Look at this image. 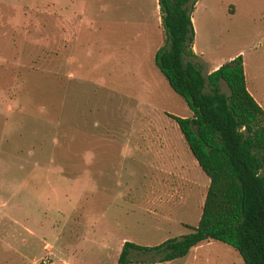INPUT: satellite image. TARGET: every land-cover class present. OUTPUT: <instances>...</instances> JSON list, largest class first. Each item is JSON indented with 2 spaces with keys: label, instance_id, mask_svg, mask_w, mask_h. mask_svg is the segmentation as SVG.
Segmentation results:
<instances>
[{
  "label": "rangeland",
  "instance_id": "374dc122",
  "mask_svg": "<svg viewBox=\"0 0 264 264\" xmlns=\"http://www.w3.org/2000/svg\"><path fill=\"white\" fill-rule=\"evenodd\" d=\"M191 19L201 73L240 55L264 112V0H196ZM161 43L156 0H0V264H118L123 241L195 226L207 178L166 116L190 111ZM153 264L243 262L208 240Z\"/></svg>",
  "mask_w": 264,
  "mask_h": 264
},
{
  "label": "trees",
  "instance_id": "16d2710c",
  "mask_svg": "<svg viewBox=\"0 0 264 264\" xmlns=\"http://www.w3.org/2000/svg\"><path fill=\"white\" fill-rule=\"evenodd\" d=\"M195 2L156 0L162 43L153 63L190 111L188 117L166 116L208 179L200 214L195 226H187L191 231L156 245L123 241L118 264L170 261L208 240L230 246L243 264H264V112L245 88L240 55L205 75L193 61Z\"/></svg>",
  "mask_w": 264,
  "mask_h": 264
},
{
  "label": "crops",
  "instance_id": "0c3cea01",
  "mask_svg": "<svg viewBox=\"0 0 264 264\" xmlns=\"http://www.w3.org/2000/svg\"><path fill=\"white\" fill-rule=\"evenodd\" d=\"M191 23H192V19H191ZM192 50H193V48H192ZM193 52H194V50H193ZM195 53V52H194ZM231 58H233V57H230V59ZM217 66H219V64H216V66L213 68V69H215ZM242 69H243V75H244V83H245V88H246V90L248 91V93L252 96V98L260 105V103L255 99V97L253 96V94L249 91V89H248V86H247V82H246V74H245V72H244V68H243V63H242ZM221 84H223L224 85V83L221 81L220 83H219V86L221 85ZM225 86V85H224ZM207 183H208V179H207Z\"/></svg>",
  "mask_w": 264,
  "mask_h": 264
},
{
  "label": "built area",
  "instance_id": "2783aa9c",
  "mask_svg": "<svg viewBox=\"0 0 264 264\" xmlns=\"http://www.w3.org/2000/svg\"><path fill=\"white\" fill-rule=\"evenodd\" d=\"M42 264H50V263H48L47 261H43Z\"/></svg>",
  "mask_w": 264,
  "mask_h": 264
}]
</instances>
